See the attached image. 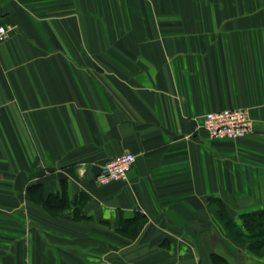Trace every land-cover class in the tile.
Instances as JSON below:
<instances>
[{
    "label": "crops",
    "instance_id": "1",
    "mask_svg": "<svg viewBox=\"0 0 264 264\" xmlns=\"http://www.w3.org/2000/svg\"><path fill=\"white\" fill-rule=\"evenodd\" d=\"M2 24L0 264H212L218 200L264 209V0H0ZM233 107L252 132L209 139Z\"/></svg>",
    "mask_w": 264,
    "mask_h": 264
},
{
    "label": "built area",
    "instance_id": "2",
    "mask_svg": "<svg viewBox=\"0 0 264 264\" xmlns=\"http://www.w3.org/2000/svg\"><path fill=\"white\" fill-rule=\"evenodd\" d=\"M12 29L13 26L0 25V43L7 39ZM200 126L211 140L238 139L252 132V120L248 110L242 107L206 112L201 117ZM134 160L135 155L131 152H123L106 160L97 172V183L104 185L125 180Z\"/></svg>",
    "mask_w": 264,
    "mask_h": 264
},
{
    "label": "rangeland",
    "instance_id": "3",
    "mask_svg": "<svg viewBox=\"0 0 264 264\" xmlns=\"http://www.w3.org/2000/svg\"><path fill=\"white\" fill-rule=\"evenodd\" d=\"M218 202L219 203H217L216 205V217L218 220L216 227L217 238L215 240V245L211 243V245L213 244V253L211 254L212 264H253V262L248 261L245 256L241 255L239 250L247 252V255L264 260V235H256L258 230H261L262 227L256 226V228H254L252 226V223L251 225L249 224L250 228L247 229L244 225V220L241 218V215L245 213H242L240 214V216H237L236 219H233L230 217L229 212L227 211L225 206L219 200ZM263 223L264 222L262 221L261 225H263ZM250 229H252L254 233L252 237L250 236ZM236 231L242 232L241 234H243V236H240L238 233H235ZM256 242H261V247L258 249H251L250 244ZM211 245L209 247H206L201 244L197 249L199 252H203L204 255H207L208 251L211 250ZM162 258L164 257L162 256ZM167 264L186 263L174 262ZM195 264L199 263L196 262Z\"/></svg>",
    "mask_w": 264,
    "mask_h": 264
},
{
    "label": "trees",
    "instance_id": "4",
    "mask_svg": "<svg viewBox=\"0 0 264 264\" xmlns=\"http://www.w3.org/2000/svg\"><path fill=\"white\" fill-rule=\"evenodd\" d=\"M219 203V202H218ZM241 218L244 220V225L247 229H249V224L251 225L253 223V227L256 228L257 227H262L261 230H258L257 232V236H261L264 235V223L263 225H261V222H264V210L260 211V212H249V213H245L241 215ZM262 220V221H261ZM249 222V223H248ZM251 227V228H253ZM250 236L252 237V235H254L252 229H250ZM235 233H238L240 236H243V234H241L242 232H238L236 231ZM249 236V237H250ZM254 237V236H253ZM261 242H256L253 244H250V248L251 249H258L261 247Z\"/></svg>",
    "mask_w": 264,
    "mask_h": 264
}]
</instances>
